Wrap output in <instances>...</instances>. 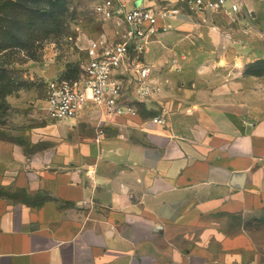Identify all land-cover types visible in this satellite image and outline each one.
Segmentation results:
<instances>
[{
    "label": "crops",
    "instance_id": "1",
    "mask_svg": "<svg viewBox=\"0 0 264 264\" xmlns=\"http://www.w3.org/2000/svg\"><path fill=\"white\" fill-rule=\"evenodd\" d=\"M233 1L237 14L183 13L150 44L157 91L138 116L117 119L136 135L114 124L99 135L85 113L34 132L7 122L0 264H256L262 229L248 223L264 212V0Z\"/></svg>",
    "mask_w": 264,
    "mask_h": 264
},
{
    "label": "built area",
    "instance_id": "2",
    "mask_svg": "<svg viewBox=\"0 0 264 264\" xmlns=\"http://www.w3.org/2000/svg\"><path fill=\"white\" fill-rule=\"evenodd\" d=\"M185 2L183 9L129 6V0H98L96 14L120 29L111 44L89 40L76 78L55 77L47 82L46 117L59 122L85 113L97 116L98 127L107 124L125 127L117 119L138 116L139 104L157 91L146 54L149 45L170 28L167 21L183 13L201 18L213 14L231 16L241 11V5L233 0ZM150 121L166 124L161 116ZM102 134L99 130V135Z\"/></svg>",
    "mask_w": 264,
    "mask_h": 264
},
{
    "label": "rangeland",
    "instance_id": "3",
    "mask_svg": "<svg viewBox=\"0 0 264 264\" xmlns=\"http://www.w3.org/2000/svg\"><path fill=\"white\" fill-rule=\"evenodd\" d=\"M22 1L0 0V140L14 139L6 126L9 121L10 126L24 132H34V127L46 125L47 82L55 77L70 79L78 75L89 40L111 44L120 29L96 14L98 0H52L53 6L48 0H29L30 8L56 10L60 18L25 28L15 23L37 13L23 17V11L17 7ZM84 125L85 131L93 129L92 123ZM110 129L118 135H136L130 126L113 125ZM97 130L106 133L107 126ZM30 146L28 150L34 151L35 147ZM16 197L23 199L20 194ZM248 227L262 229L256 235L257 242L263 244L256 264H264V212L251 220Z\"/></svg>",
    "mask_w": 264,
    "mask_h": 264
},
{
    "label": "trees",
    "instance_id": "4",
    "mask_svg": "<svg viewBox=\"0 0 264 264\" xmlns=\"http://www.w3.org/2000/svg\"><path fill=\"white\" fill-rule=\"evenodd\" d=\"M56 1L60 2V0H56ZM29 2H30L29 0H23L21 4L17 5V7L23 11L22 16L27 17V15L29 13H34V12H36L37 15L34 16V15L29 14V17L27 20L26 19L24 21L19 20L15 23L16 25H22L25 28H32L33 26H35L37 24L46 23L47 20H49V19H51L55 22L57 20H59L60 14L56 10L49 11V10H46L45 8L42 9V8H38V7L35 9H32V8H30L31 5H29ZM47 2H48V4H51L52 6L55 3V1H52V0H48ZM76 77H77V74H75L73 78H76ZM140 114L145 116V117L149 115L148 112L146 111V109L142 105H141Z\"/></svg>",
    "mask_w": 264,
    "mask_h": 264
},
{
    "label": "water",
    "instance_id": "5",
    "mask_svg": "<svg viewBox=\"0 0 264 264\" xmlns=\"http://www.w3.org/2000/svg\"><path fill=\"white\" fill-rule=\"evenodd\" d=\"M139 4H137L136 6H138Z\"/></svg>",
    "mask_w": 264,
    "mask_h": 264
}]
</instances>
